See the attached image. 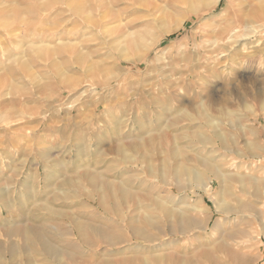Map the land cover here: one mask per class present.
Instances as JSON below:
<instances>
[{"label":"rangeland","instance_id":"1","mask_svg":"<svg viewBox=\"0 0 264 264\" xmlns=\"http://www.w3.org/2000/svg\"><path fill=\"white\" fill-rule=\"evenodd\" d=\"M0 264H264V0H0Z\"/></svg>","mask_w":264,"mask_h":264},{"label":"bare ground","instance_id":"2","mask_svg":"<svg viewBox=\"0 0 264 264\" xmlns=\"http://www.w3.org/2000/svg\"><path fill=\"white\" fill-rule=\"evenodd\" d=\"M199 180V178L197 179V181ZM199 182V181H198ZM208 187V185H204L203 189L205 190ZM208 189V188H207ZM2 220V219H1Z\"/></svg>","mask_w":264,"mask_h":264}]
</instances>
